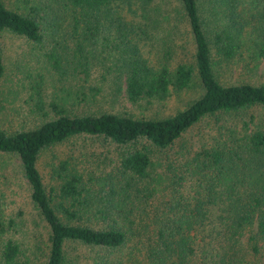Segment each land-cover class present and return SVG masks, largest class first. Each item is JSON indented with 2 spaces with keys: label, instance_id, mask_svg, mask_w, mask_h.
I'll list each match as a JSON object with an SVG mask.
<instances>
[{
  "label": "trees",
  "instance_id": "obj_1",
  "mask_svg": "<svg viewBox=\"0 0 264 264\" xmlns=\"http://www.w3.org/2000/svg\"><path fill=\"white\" fill-rule=\"evenodd\" d=\"M149 1L53 0L43 22L39 7L0 0V93L7 33L37 45L53 37L42 56L72 81L70 103L108 87L134 103L199 85L195 98L158 115L77 111L63 96L45 97L39 71L7 87L12 100L25 90L35 120L0 127V151L18 158L45 230L26 254L0 221V264H31L35 249L39 264H264V126L254 120L264 81L222 78L233 63L249 68L264 56V23L246 19L264 13V0ZM207 116L218 124L191 138ZM72 137L110 145L102 160L114 164L84 173L69 151L45 178L39 154Z\"/></svg>",
  "mask_w": 264,
  "mask_h": 264
},
{
  "label": "rangeland",
  "instance_id": "obj_2",
  "mask_svg": "<svg viewBox=\"0 0 264 264\" xmlns=\"http://www.w3.org/2000/svg\"><path fill=\"white\" fill-rule=\"evenodd\" d=\"M151 1L149 2L153 3V5L156 2V0ZM4 2L12 8L17 6L20 10L28 9L29 4L39 7L38 11H36V16L38 18L41 17L43 22L51 16L49 13L50 10L42 8V5L43 3L53 2V0H4ZM251 11L254 12L255 10L251 8ZM248 14L249 17L246 19L251 18L249 25L254 24L255 21L264 23L263 12L260 13V16L252 15L250 12ZM59 19L56 20L57 23H59ZM52 20L54 19H50V22ZM249 25L245 26L247 27ZM65 30L67 29L65 28ZM48 37L45 39L46 42L42 41L40 45H37L32 41H26L24 38L18 36L8 33L4 34L2 38V51L5 60L6 75L5 80L2 82V92L0 93V96L3 97L2 107L0 109V127L12 129L21 125L31 124L35 120L34 117H29L30 113L28 109L30 102L27 103L23 100L25 90L21 89L19 96L17 95L14 100H12L13 98L7 92V87L9 88L11 84L14 87L18 86L19 77L23 78L26 72H29L31 77L35 76L38 71L42 72L44 76L43 88L45 97L49 99L56 94L63 96L65 99V101L62 100L64 105L77 111L108 109L119 114H166L174 111L178 106L181 107L198 95L199 85L196 82L180 92L172 91L163 100L145 101L140 99L133 103L125 98L122 89L115 93L111 87H108L103 89V94L95 96L94 99L79 100V102L76 99L77 101L70 103L73 93L69 94L66 90L69 88L67 84L72 81L66 77L60 79L58 74L54 73L48 67L47 62L42 56V52L47 49L50 41L54 40L53 37ZM61 38L62 34L58 39ZM183 40L184 38L182 36L181 41ZM186 46L184 48L187 50L188 60L192 62L190 54L191 48L188 44ZM241 66L242 63H233L230 66V72L228 70L226 73H223L222 78L233 80L234 78L242 77L245 80L255 82L264 81V56L258 59L256 66L249 68ZM225 116L223 114L220 118L223 119ZM214 119L215 117L213 116H207L186 133L194 139H197L198 134L207 136V133L218 124ZM254 120L258 123L261 121L259 124L264 126V108L257 107L254 109ZM109 147L110 145L102 147L99 142L92 143V140L89 138L72 137L57 144L51 150L42 151L39 154L37 165L42 175L46 178L48 164L56 163L59 158H63L66 153L71 151L75 157V162L84 166V173H87L93 168L99 174L114 164L111 160H102L103 155L108 153L107 148ZM100 149H103L102 153ZM91 150H93V154L90 156L89 152ZM0 221L3 222L7 229L5 232L16 238L23 248H25L26 254H31L28 252L29 248L27 249L30 242L34 241L39 243L41 235L44 234L45 230L42 218L29 199L28 185L22 175L18 158L13 154L2 151H0ZM38 253L40 260L35 258L31 264H39L37 262L42 261L41 250L35 249L34 254Z\"/></svg>",
  "mask_w": 264,
  "mask_h": 264
}]
</instances>
